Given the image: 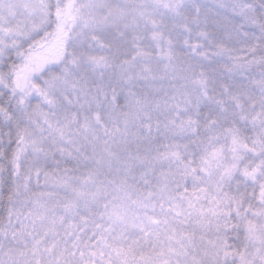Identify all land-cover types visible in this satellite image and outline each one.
Returning a JSON list of instances; mask_svg holds the SVG:
<instances>
[{"label":"snow or ice","instance_id":"1","mask_svg":"<svg viewBox=\"0 0 264 264\" xmlns=\"http://www.w3.org/2000/svg\"><path fill=\"white\" fill-rule=\"evenodd\" d=\"M0 264H264V0H0Z\"/></svg>","mask_w":264,"mask_h":264}]
</instances>
